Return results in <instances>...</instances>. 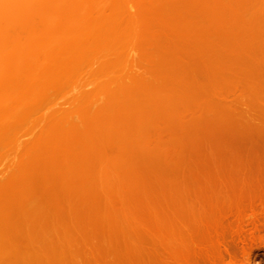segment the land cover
Segmentation results:
<instances>
[{"label":"rangeland","instance_id":"obj_1","mask_svg":"<svg viewBox=\"0 0 264 264\" xmlns=\"http://www.w3.org/2000/svg\"><path fill=\"white\" fill-rule=\"evenodd\" d=\"M13 1L30 10L1 34L0 264H264V0H67L71 20L61 0ZM99 6L141 22L119 40L115 83L50 84L46 43L80 44ZM144 98L163 120L138 117Z\"/></svg>","mask_w":264,"mask_h":264},{"label":"bare ground","instance_id":"obj_2","mask_svg":"<svg viewBox=\"0 0 264 264\" xmlns=\"http://www.w3.org/2000/svg\"><path fill=\"white\" fill-rule=\"evenodd\" d=\"M14 2H16V1H13V0H0V46H1V44H2V42L1 41H3V36L1 35L2 34V32L4 31V32H6V31H11V32H15V30H16V28H17V25L19 24V23H21L27 16V12H29V10L30 9H27V10H22V11H19V10H16L15 9V4H14ZM69 3H68V1L67 0H61V5H59L58 7H56L57 9H53V10H56V11H58L59 12V15L62 17V19H64V20H71L72 18L70 17V15H69V10H71V7L68 5ZM32 6H33V4H31ZM33 7H37V6H33ZM105 8H107L106 6H99V7H97V8H94L93 9V11L91 12V13H93V15H94V19L91 21V23H90V28L88 29L89 31H90V34L88 35V36H85L84 37V39L81 41V43L80 44H78V43H75L73 40H70L69 41V38H66V39H64V40H62V41H58V40H56V39H53V38H51L50 40H48V42L46 43V50H45V52L44 53H42V55H40L43 59H44V62L46 63L45 64V66H46V68L44 69V73L46 74L45 75V77H46V79H47V82H49L50 84H55V86H64V87H68V88H70V89H72L73 91H80V92H84L85 91V89H88V88H90V87H93V86H96L97 84H100V83H104V84H108V83H115V81H114V74H115V72L114 71H117V69H118V67H119V60H117V56H118V43H119V40L122 38V36L123 35H125L126 33H128V31H129V29L133 26V25H135V26H141L140 24H141V22H140V24H139V21L135 18L136 16H132V17H134V18H131V17H126V16H122L121 14H118L117 12H109L108 11V9H105ZM53 13H54V15H55V11H53ZM53 15V16H54ZM92 16V15H91ZM87 17H90V15L89 16H86L85 18H87ZM19 21H21V22H19ZM19 22V23H18ZM132 25V26H131ZM3 32V33H4ZM55 33V31L52 29V30H50V32H49V36H52L53 34ZM8 34H11V33H8ZM47 37H48V32H47ZM176 43H174V45H175ZM10 46H11V44H9ZM9 45H6V47H5V51L7 52V51H9V49L11 48ZM176 46L178 47L179 46V43H178V45L176 44ZM175 46V48H177ZM172 48L174 47L173 45L171 46ZM179 48V47H178ZM169 49H171V48H169ZM169 49H168V51H166V53H164V52H162L161 51V55H159V56H163V57H165V60H164V58L162 59V60H160V61H162V62H164V63H161L160 64V72H161V74H164L165 72H167L166 71V68H165V64L167 63V61H169V59H167L166 58V56L165 55H163V53L164 54H166L167 55V53L169 52L170 53V55H171V53L172 52H177L178 51V49H177V51H176V49H175V51H173L172 50V52H171V50L169 51ZM174 49V48H173ZM131 51V54L132 53H135V50L134 49H131L130 50ZM187 53V54H189V52L188 51H183V53ZM180 53V52H179ZM191 53V52H190ZM38 54H41L40 52H38ZM38 54H35V55H38ZM177 54H178V52H177ZM176 54V56H182V54L180 53V54H178L177 55ZM186 54V55H187ZM192 54V53H191ZM172 55L174 56V54L172 53ZM183 55H185V54H183ZM169 56V55H168ZM187 56H189V60H191L193 57H195V56H190V55H187ZM191 57V58H190ZM172 58V56L170 57V59ZM173 58H175V56L173 57ZM180 58V57H179ZM187 58H185V60H187ZM159 59H160V57H159ZM176 60V59H175ZM185 60H183V62L185 61ZM193 60H194V58H193ZM178 61H179V59H178ZM118 62V63H117ZM174 62V59H173V61H172V59H171V61H170V67H171V64ZM183 62H180V63H182L181 64V66H183ZM190 62V61H189ZM188 62V63H189ZM193 61H191V64H192V66H195V67H197V65H193V63H192ZM187 63V62H186ZM187 63V64H188ZM168 65H169V62L167 63ZM178 64V63H177ZM190 64V65H191ZM195 64V63H194ZM173 65H175V62H174V64ZM172 65V67L171 68H174V69H171V70H168V71H170V72H168L167 73V75H168V77H170L171 76V74L170 73H173V70H175V68H176V70L177 71H174V73L176 72V76L178 75L177 74V72H179V71H182V70H178V68H177V66H173ZM186 65V64H185ZM190 65H188L189 67H190ZM188 66H185V68L186 67H188ZM169 67V66H168ZM184 67V66H183ZM195 67L193 68V67H190V68H193V69H195ZM162 68V69H161ZM180 68V67H179ZM181 69H183V68H181ZM187 69H189V68H187ZM187 69H185V71L187 70ZM192 70V69H191ZM193 71V70H192ZM195 71V70H194ZM197 71V70H196ZM164 72V73H163ZM189 73H191L190 71H188ZM173 73V74H174ZM185 73L187 74V72H184V69H183V74L185 75ZM200 72H198V74H199ZM182 74V75H183ZM165 75H166V73H165ZM165 75H162V76H164V78H165ZM170 75V76H169ZM179 75H180V73H179ZM180 76V77H177V78H180L181 79V81H180V84H181V82H183L184 80L186 81V78H187V82H189L188 81V79L190 80V77L192 78V76L193 77H195L193 74L191 75V74H187L186 76H188V77H184V75L183 76ZM191 75V76H190ZM173 76V75H172ZM171 76V77H172ZM174 76H175V74H174ZM174 76H173V79L170 77L169 78V80H167L168 82L170 81V79H172V80H174ZM175 76V77H176ZM200 76V75H199ZM185 78L184 80H183V78ZM167 78V77H166ZM166 78H165V80L164 81H166ZM171 80V81H172ZM190 81H192V79L190 80ZM203 81V79H201V84L202 83H204V82H207L208 80L206 79L204 82H202ZM214 81H216V80H214ZM175 82H176V80H175ZM175 82H174V85H176L175 84ZM193 83H195L194 81H192ZM209 82V81H208ZM210 82H212V81H210ZM161 83H162V80H161ZM172 83H173V81L172 82H169V87L170 86H172L173 87V85H172ZM184 83H185V86L187 87V83L186 82H183L182 84H183V87H184ZM166 84H168L167 82H166ZM165 84V85H166ZM187 84V85H186ZM192 84V83H191ZM190 84V82H189V85H191ZM198 84V83H197ZM206 84V83H205ZM205 84L202 86V90H204L205 88ZM211 84V83H210ZM179 85V84H178ZM188 85V88L190 89V90H192L193 88V86L191 85V88H190V86ZM213 85V84H212ZM215 85V84H214ZM162 86H164V84L162 85ZM162 86H161V89H163L162 88ZM182 85H180V87H181ZM199 86V85H198ZM166 87L168 88V86L166 85ZM165 87V88H166ZM183 87H181V89L183 88ZM166 88V89H167ZM174 88V87H173ZM173 88H169L170 90H166L165 92H162L161 91V93H165V94H162V95H165V97L164 96H162L161 95V93L159 94V95H161V98L163 97L164 98V100L167 102V100H168V102L169 101H171L172 100V98H173V96H174V94L176 93V91L175 92H173L171 89H173ZM177 88V92H178V88H179V86H177L176 87ZM176 88H175V90H176ZM198 87H196V90H198L197 89ZM200 88H201V85H200ZM204 88V89H203ZM180 89V90H181ZM185 89V88H184ZM187 89V88H186ZM195 90V91H196ZM173 92V94L172 95H170L172 92ZM188 91V90H187ZM194 91V92H195ZM198 91H200V90H198ZM205 91H207V87H206V89H205ZM204 91V92H205ZM160 92V91H159ZM158 92V93H159ZM166 92H167V94H169L168 95V97L170 96H172L170 99L171 100H169V98L167 99V95H166ZM169 92V93H168ZM171 92V93H170ZM183 93V92H186V90L184 91H180V92H178V93ZM189 92V91H188ZM208 92V91H207ZM123 93V95H124V92H122ZM121 93V94H122ZM203 93V92H202ZM206 93V92H205ZM210 93V92H209ZM214 93V92H213ZM212 93V95L211 96H214L215 97V95ZM113 94L115 95V97L116 96H119L120 94H119V92H118V90H114L113 91ZM117 94H119V95H117ZM184 94V93H183ZM186 94V93H185ZM184 94V95H185ZM194 94V93H193ZM204 94V93H203ZM158 95V94H157ZM157 95L155 96V97H157ZM183 95V96H184ZM189 95V94H188ZM196 95L197 96H199V93H197V94H195V97H196ZM187 96V95H186ZM201 97H202V95H200ZM207 96H209V95H207ZM114 97V98H115ZM120 97V96H119ZM119 97H117V99H116V110L117 109H119V107L121 106H123V107H125L126 108V106H129L128 104H130V103H134V105H135V102L138 100V98L133 94V93H130V94H127L126 96H122V98H124V100L122 101V98H119ZM154 97V96H153ZM154 97V98H155ZM175 98H176V96H174ZM204 97V96H203ZM119 98V99H118ZM152 98V97H151ZM158 98H159V96H158ZM158 98H156V99H158ZM163 98H162V100L161 101H164L163 100ZM185 98V97H184ZM208 98V97H207ZM145 99V98H144ZM148 100H149V98H147ZM156 99H155V101H156ZM174 99V98H173ZM182 99V98H181ZM177 100V99H176ZM186 100V99H185ZM192 101H193V99H191ZM135 101V102H134ZM150 101H151V99H150ZM153 101V100H152ZM155 101L153 102V103H155ZM158 101V100H157ZM164 101V102H165ZM174 101V100H173ZM184 101V100H183ZM186 101H188V100H186ZM185 101V102H186ZM146 105H142L141 106V109H140V111H138L139 113H138V117H140V118H143V115L145 116V114H148V113H155V114H157V113H159L160 112V110H162V108L160 109V107H159V109H157L156 107H151L152 105H148V104H150V103H147V102H149V101H146V99H145V101H143ZM159 102V101H158ZM165 102V103H166ZM172 102V101H171ZM132 103V104H133ZM152 103V102H151ZM157 103V102H156ZM177 103V102H176ZM181 103H183V102H181ZM187 103V102H186ZM189 103V102H188ZM188 103H187V105H188ZM131 104V105H132ZM168 104V103H167ZM173 104V103H172ZM154 105V104H153ZM170 105V104H169ZM177 105V104H176ZM178 105H179V103H178ZM133 106V105H132ZM131 106V107H132ZM155 106V105H154ZM194 106V105H193ZM130 106H129V108H131ZM165 107V106H164ZM167 107V106H166ZM181 107H183V105L181 106ZM185 107V106H184ZM189 107L190 108H192V110L191 111H193V107H191L190 106V103H189ZM128 108V109H129ZM180 108V107H179ZM186 108H187V106H186ZM185 108V109H186ZM189 108V109H190ZM122 109V108H121ZM168 109V108H167ZM169 109H171V108H169ZM182 109V108H181ZM188 109V108H187ZM174 110V109H173ZM115 111V110H114ZM127 111V110H126ZM149 111H151V112H149ZM159 111V112H158ZM179 111H180V109H179ZM147 112V113H146ZM170 112V111H169ZM183 112H184V110H183ZM175 113V112H174ZM189 113V112H188ZM188 113H185V114H187L188 115ZM160 114V113H159ZM161 114H162V111H161ZM161 114H160V117H161ZM170 114V113H169ZM192 114V113H191ZM153 115V114H152ZM166 115V114H165ZM168 115V114H167ZM166 115V116H167ZM186 115V116H187ZM153 116H155V115H153ZM165 116V117H166ZM169 116V115H168ZM180 116H181V114H180ZM109 117V116H108ZM111 117V116H110ZM109 117V118H110ZM136 117V116H135ZM151 117V116H150ZM162 117H164V114L162 115ZM162 117H161V119H162ZM183 117V115L180 117V118H182ZM134 118V117H133ZM140 118H139V120L138 121H140ZM145 118V117H144ZM168 118V117H167ZM149 119V118H148ZM155 119V118H154ZM160 119V118H159ZM160 119V120H161ZM170 119V118H169ZM168 119V120H169ZM137 120H136V122H137ZM156 121H157V119H155ZM163 120V119H162ZM161 120V121H162ZM172 120V119H171ZM112 121V120H111ZM110 121V122H111ZM128 121V120H127ZM151 121V120H150ZM150 121H148V122H150ZM159 121V120H158ZM166 121V120H165ZM174 121V120H173ZM101 122H103V121H101ZM115 122V121H114ZM126 122V121H125ZM129 122H132V119H131V121H129ZM134 122V121H133ZM132 122V123H133ZM145 122V121H144ZM153 122H155V121H153ZM169 122V121H168ZM97 123V122H96ZM112 123V122H111ZM132 123H128L129 125L130 124H132ZM156 123V122H155ZM165 123V122H164ZM170 123H172V122H169V124ZM100 124V126H102V125H104L103 123L101 124V123H98V125ZM117 124V123H116ZM126 124V123H125ZM133 124H135V123H133ZM162 124V123H161ZM160 124V125H161ZM167 124V123H166ZM165 124V125H166ZM168 124V125H169ZM106 125V124H105ZM112 125V124H111ZM113 125L114 126H116L114 123H113ZM113 125H112V128H113ZM119 125V124H118ZM122 125V121L120 122V126ZM157 125H158V123H157ZM172 125H174L175 126V123L174 124H171V126ZM120 126H118L117 128H120L121 129V127ZM123 126V125H122ZM131 126V125H130ZM130 126L128 127V129H129V132L131 131V129H130ZM142 126H143V124H142ZM153 126V125H152ZM151 126V127H152ZM162 126V125H161ZM164 126V125H163ZM170 126V127H171ZM95 127H96V124H95ZM103 127V126H102ZM132 127V126H131ZM147 127V126H146ZM173 127V126H172ZM99 128V127H98ZM105 128H106V126H105ZM116 127L114 128V130L115 129H117ZM136 128H138V126L136 127ZM143 128H144V126H143ZM158 128V127H157ZM165 129L166 128H169V126L167 127H164ZM108 129H111V127L109 126V128ZM127 129V130H128ZM132 129H134V127L132 128ZM156 129V128H155ZM154 129V130H155ZM171 129V128H170ZM106 130V129H105ZM113 130V129H112ZM113 130V131H114ZM121 130H125V125H124V127H123V129H121ZM120 130V132L122 133V131ZM127 130H126V134L128 135V133H127ZM143 130V129H142ZM145 130V129H144ZM153 130V129H152ZM151 130V131H152ZM161 130V129H160ZM159 130V131H160ZM162 130H163V128H162ZM103 131V130H102ZM101 131V132H102ZM118 132L117 133H115L116 131H114V133L115 134H117V136L118 135H120V134H118V133H120L119 132V130H117ZM133 131V130H132ZM134 131H135V129H134ZM158 131V130H157ZM182 131V130H181ZM180 130H178V132H181ZM149 132V131H148ZM123 133H124V131H123ZM135 133H136V131H135ZM135 133H132L133 135L135 134ZM145 133V132H144ZM147 133V132H146ZM152 133V132H151ZM159 133V132H158ZM101 134V133H100ZM103 134H105V133H103ZM107 134L109 135H111V130H110V133L107 131ZM106 134V135H107ZM125 134V135H126ZM140 134V133H139ZM149 134H150V132H149ZM107 135V136H108ZM110 135L108 136V137H106L104 140H106L107 141V139L108 138H111L110 137ZM130 135V134H129ZM147 135V134H146ZM113 136H115L114 134H113ZM124 135H122L121 134V139H123L124 137H127V136H124ZM105 137V136H104ZM119 137V136H118ZM128 137H130V136H128ZM146 138V137H145ZM112 139H115V137H112ZM111 139V140H112ZM117 140V137H116V139H115V141ZM146 140V139H145ZM144 140V141H145ZM105 141V142H106ZM146 142V141H145ZM159 143V142H158ZM134 144V143H133ZM160 144V143H159ZM135 146V145H134ZM129 147H132V146H129ZM53 160V159H52ZM51 160V161H52ZM56 160V159H55ZM55 163V162H54ZM50 165V164H49ZM55 166H57V167H59L58 165L59 164H57V163H55L54 164ZM64 165V164H63ZM50 166H52V164L50 165ZM62 166V165H61ZM53 167V166H52ZM57 167H53V168H57ZM62 168V167H61ZM64 168H65V171H66V168H67V166L65 165L64 166ZM63 168V169H64ZM65 175V174H64ZM67 176H69V175H65V177H63L64 179L67 177ZM67 178H69V177H67ZM71 178V177H70ZM250 257V256H249ZM247 262H254V258L253 257H250L249 258V261H247Z\"/></svg>","mask_w":264,"mask_h":264}]
</instances>
